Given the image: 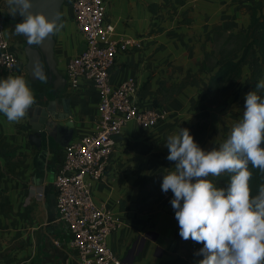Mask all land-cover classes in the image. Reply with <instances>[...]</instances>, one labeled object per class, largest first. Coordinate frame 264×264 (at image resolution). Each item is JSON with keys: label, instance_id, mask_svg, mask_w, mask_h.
Masks as SVG:
<instances>
[{"label": "crops", "instance_id": "crops-1", "mask_svg": "<svg viewBox=\"0 0 264 264\" xmlns=\"http://www.w3.org/2000/svg\"><path fill=\"white\" fill-rule=\"evenodd\" d=\"M105 1L106 21L139 41L128 52L119 53L111 70L112 84L135 78L140 105L165 109L170 116L150 130L132 122L114 138L107 171L92 182L93 198L121 217L123 228L110 236L109 246L126 264H192L191 239L185 241L179 234L170 203L173 194L161 188L164 174L175 166L167 159L165 144L169 135L187 128L201 148L218 149L242 118L246 93L255 91L262 98L263 89L257 84L264 81V70L257 46L230 94L217 103L209 97L210 79L228 58L216 56L217 66L209 69L218 36L227 33L234 40L243 34L249 41L260 39L259 26L257 34L249 30L253 0ZM0 13L7 39L19 57L17 69L0 72V80L23 76L35 97L18 123L0 113V264H80L77 250L69 244L68 226L58 221L56 210L54 182L65 147L52 138H45L40 147L30 140L33 116L43 101L25 70L22 35L15 34L22 17L11 15L7 0H0ZM73 16L68 1L62 10L65 26L55 34L58 68L65 76L68 61L86 47ZM69 89L66 97L71 98L70 120L75 125L73 140H77L96 131L99 98L88 82Z\"/></svg>", "mask_w": 264, "mask_h": 264}, {"label": "clouds", "instance_id": "clouds-1", "mask_svg": "<svg viewBox=\"0 0 264 264\" xmlns=\"http://www.w3.org/2000/svg\"><path fill=\"white\" fill-rule=\"evenodd\" d=\"M10 13L22 17L15 34L29 45H41L65 26L57 18L33 11V0H7ZM34 75L46 81L42 67ZM264 89V81L257 84ZM35 103L32 89L23 76L0 80V113L9 122H20ZM242 118L233 125L220 147L206 151L181 128L167 137V159L174 170L164 174L162 191L170 201L185 240L201 243L198 264H264V185L251 194L249 164L264 172V100L255 91L244 97ZM230 173L227 187H217L209 176Z\"/></svg>", "mask_w": 264, "mask_h": 264}, {"label": "built area", "instance_id": "built-area-1", "mask_svg": "<svg viewBox=\"0 0 264 264\" xmlns=\"http://www.w3.org/2000/svg\"><path fill=\"white\" fill-rule=\"evenodd\" d=\"M68 1L86 47L68 61L66 77L72 88L83 82L95 87L99 120L93 134L65 147L64 162L54 182L58 221L68 226L69 244L77 250L80 264H126L109 246L110 236L123 228L122 219L95 203L91 185L106 173L114 153V138L128 124L135 122L150 130L167 121L170 113L162 108H143L138 102L139 84L135 78L112 84L111 70L119 53L128 52L139 41L126 37L117 24L106 21V1ZM18 65L19 57L7 39L0 13V72H13Z\"/></svg>", "mask_w": 264, "mask_h": 264}, {"label": "water", "instance_id": "water-1", "mask_svg": "<svg viewBox=\"0 0 264 264\" xmlns=\"http://www.w3.org/2000/svg\"><path fill=\"white\" fill-rule=\"evenodd\" d=\"M66 0H33V11L43 12L49 19L57 18L62 22V10ZM24 53L27 59L25 70L29 81L40 92L42 99L41 110H36L33 116V134L30 140L40 147L46 138L54 139L61 147H67L73 140L75 125L70 118L71 98L66 97L69 85L66 76L59 70L56 57L55 34L37 45H29L27 38L22 35ZM37 65L42 67L47 77L41 81L34 75Z\"/></svg>", "mask_w": 264, "mask_h": 264}, {"label": "trees", "instance_id": "trees-1", "mask_svg": "<svg viewBox=\"0 0 264 264\" xmlns=\"http://www.w3.org/2000/svg\"><path fill=\"white\" fill-rule=\"evenodd\" d=\"M258 23H260V39L248 41L249 36L242 35V38H244L243 43L239 46V51L242 50V53L239 55L237 54V51L234 52L233 56L237 57L235 59L226 57L227 59L219 66L216 73L211 77L209 82V97L212 103L223 101L237 85L254 46L259 47L261 50L260 61L264 70V14L261 12L259 1L255 0L253 12L250 17L249 30H252ZM261 99L264 100V89ZM248 167L252 174L250 179L251 194L255 197L258 195L260 186L264 185V172L259 168L252 167L251 164H249ZM230 176V173H224L219 177H215L212 182L217 187H227L228 182L230 181ZM202 247L203 245L201 243H196L191 240L190 258L197 263L199 260L203 259L202 256L197 255L199 249Z\"/></svg>", "mask_w": 264, "mask_h": 264}, {"label": "rangeland", "instance_id": "rangeland-1", "mask_svg": "<svg viewBox=\"0 0 264 264\" xmlns=\"http://www.w3.org/2000/svg\"><path fill=\"white\" fill-rule=\"evenodd\" d=\"M259 4H260V8H261V12L263 13V0H258ZM66 2H68V0H66ZM65 2V4H66ZM254 3L255 0L252 1V4L249 6L250 9L249 11L253 12V8H254ZM64 4V5H65ZM264 14V13H263ZM258 26H260V23H258L256 26L253 27L252 32H254L255 34L260 33V30L257 31ZM242 35H236L233 39H229L230 35L227 33H221L218 38L214 41L213 47L215 49V54L213 56V58L209 59L208 64H209V69L213 70L215 66H217L218 60H216V56L221 57V59L225 60L226 57H232L234 52L237 51V54H241L242 50H240L239 46L242 45L243 43V39ZM250 38H248L249 41ZM251 41V40H250ZM25 62V59L23 60ZM220 63V62H219ZM219 65V64H218ZM191 255V252H190ZM189 255V259L191 261L192 264H198L196 261H193L190 258Z\"/></svg>", "mask_w": 264, "mask_h": 264}]
</instances>
